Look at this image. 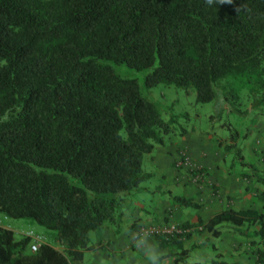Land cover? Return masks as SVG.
<instances>
[{"label": "trees", "instance_id": "trees-1", "mask_svg": "<svg viewBox=\"0 0 264 264\" xmlns=\"http://www.w3.org/2000/svg\"><path fill=\"white\" fill-rule=\"evenodd\" d=\"M159 84L199 104L216 100L217 90L234 104L243 91L264 110V0H0V216L30 220L63 248L42 242L30 251L29 237L0 226V264H84V251L113 254L88 233L118 224V210L149 177L143 154L172 130V118L141 90ZM238 152L250 174L237 175L264 184V172ZM254 194L260 212L226 207L196 223L213 236L221 222L242 234L237 227L250 225L264 245V189ZM137 225L127 227L137 233ZM191 226L154 234L158 246L176 248L160 264L185 261L181 238ZM254 254L264 264V247Z\"/></svg>", "mask_w": 264, "mask_h": 264}, {"label": "rangeland", "instance_id": "rangeland-1", "mask_svg": "<svg viewBox=\"0 0 264 264\" xmlns=\"http://www.w3.org/2000/svg\"><path fill=\"white\" fill-rule=\"evenodd\" d=\"M120 69L119 73L122 76L135 77L139 83L142 81L141 73L126 68ZM141 90L143 95L156 104L164 120L172 118V130L163 137L162 145H155L149 153L143 154L141 167L145 173H150L151 177L149 175L148 179L139 184V187L143 189H139L138 192L127 197L129 207L118 210L120 216L118 224L106 223L100 229L88 233L91 242L98 241L106 245L107 249L113 251V254L110 255L101 249L84 251V264H148L145 253L140 251L141 249H147L158 255H165L168 252L172 254L176 248L158 246L159 241H155L156 235H154L153 229L162 230L173 225L177 230L172 232L171 235H174L181 232L178 224L184 221L191 223L192 226L184 230L185 232L189 231V236L181 238L182 246L189 249L188 257L181 264H189L194 260L206 263L212 260H223L236 264H259L254 251L263 249L264 245L259 242L258 235L253 233L256 227L246 224L237 227L238 230L245 233L242 234L234 230L229 223L221 222L217 225L220 231L219 235L213 236L203 230L196 220L198 215L205 219L226 207L236 210L261 211V208L257 206L259 202L253 194L255 191L264 189V184L255 181L252 177L242 179L237 176L239 172L250 174V169L239 163L237 151L242 155V161L250 163L257 170L264 172V110L260 107L252 108L249 98L243 91L240 92L239 101L234 104L224 102L220 90H217L216 100L214 98L210 102L199 104L194 102L193 93L186 95L182 90L172 86L159 84L150 88L141 87ZM181 130L185 131L184 134H190L196 142H201L206 146V153L211 156L215 164L214 167L213 164H199L190 157L186 147L180 145V138L184 135L180 133ZM233 133L238 135L231 141L230 134L233 135ZM229 144L232 146L226 149V145ZM159 146L168 147L171 151L176 148L172 167L181 170L186 183L198 189L197 192L186 197L194 201L198 200L199 208L175 207L172 204L170 196L180 195L182 189L175 184L161 183L158 179L157 169L152 159L155 149ZM180 151L185 152L184 158L187 161V166H175V159L180 156ZM192 168H195L200 174L199 178H194ZM213 170L214 174H212ZM227 171H230L233 176H226ZM222 179L231 181L233 185H228L231 188L234 186H240L241 189L243 186L248 188V200L245 201V204L238 205V201L235 202L234 199L237 197L228 198L225 193L221 192L224 184ZM200 187H205L207 196L205 192L199 190ZM220 187L222 188L220 189ZM216 195L219 197L215 198L217 200L213 205H210L208 202L210 196L215 197ZM236 195L234 194V196ZM240 207L246 208L239 209ZM133 221L138 223L137 233L130 228V233L125 232V229L128 228L126 226ZM0 225L12 230L16 239L27 236V233L30 232L33 236L39 237L41 243L47 242L63 251L62 246L56 243L52 232L28 219L0 217ZM111 231L116 240L105 243L104 241ZM140 233L142 234L140 235ZM30 239L32 243V238ZM211 245L215 247V250L211 248ZM215 253H219L220 256L216 257ZM170 260L171 256L168 254L164 258L158 259L160 263Z\"/></svg>", "mask_w": 264, "mask_h": 264}, {"label": "crops", "instance_id": "crops-1", "mask_svg": "<svg viewBox=\"0 0 264 264\" xmlns=\"http://www.w3.org/2000/svg\"><path fill=\"white\" fill-rule=\"evenodd\" d=\"M193 139L194 138L190 134H184L182 136V138H180L179 142H180V145H183L186 147V149H187V151H188V153L192 159L196 160L199 164H203V165L213 164V167H214L215 164L213 163L211 156L206 153V146L203 145L201 142H196ZM175 149H173L171 151V150H169L168 147H166V148L164 146L157 147L155 149V153L153 155L152 161H153V163L157 169V177L160 180V182L161 183L167 182L169 184H175L176 186H180V188L182 189V192L178 196L186 197L187 195H192L193 192H197L198 189H196V188L190 186V184L186 183L181 170H177V169H174L172 167V160H173V157L175 156V151H176ZM202 155H204V156H202ZM141 165H142V161H141ZM141 169H142V167H141ZM222 172H223V170H222ZM146 173H148V172H146ZM148 174L151 177V174L150 173H148ZM212 174H214V170H213ZM226 176H233V175L226 174ZM209 177H211V176H209ZM242 179H244V178H242ZM245 179H247V178H245ZM223 182H224V184L222 186L223 188L220 187V189L222 188L221 192L225 193L226 197H228V198L237 197L234 199H235V202L238 201V203H237L238 205L240 203L245 204V201L248 200L247 199L248 198V193H247L248 188H246V186H243L242 189L240 186H237V187L234 186L231 188L228 186V185H233V183L231 181L223 180ZM238 184H240V183H238ZM140 189H143V188L140 187ZM199 190L201 192H205V194L207 193V190L205 189V187H200ZM243 193H244V195H242ZM234 194H237V195L234 196ZM253 195L255 197V194H253ZM206 196H207V194H206ZM217 197H219V196H217V195L215 197L210 196V198L208 200L209 204L213 205L215 203V201L217 200V199H215ZM195 202L198 203V200H195ZM257 206L261 208L260 203ZM244 208H246V207H244ZM244 208L240 207L239 209H244ZM130 210H131V208H130ZM137 216H138V214H137ZM198 216L201 219H203V217L201 215H198ZM208 217H206L205 219H207ZM205 219H203V220H205ZM100 228L101 227L97 228L96 230H98ZM114 229H116V228H114ZM125 232L130 233L129 228H126ZM111 233H112V231H111ZM111 233L108 235V237H106V239L104 241L105 243H109L112 240H116L114 238V234H113L114 230H113V233L112 234ZM115 233H118V231H115ZM125 234H127V233H125Z\"/></svg>", "mask_w": 264, "mask_h": 264}, {"label": "built area", "instance_id": "built-area-1", "mask_svg": "<svg viewBox=\"0 0 264 264\" xmlns=\"http://www.w3.org/2000/svg\"><path fill=\"white\" fill-rule=\"evenodd\" d=\"M184 156H185V152L184 151H180V156L175 159V166H181V165L187 166V161L184 158ZM193 173H194V178L195 179L199 178L200 174L195 170V168L193 169ZM0 217L1 218H5V216H2V215ZM174 228L175 227L173 225H169L168 228H164L162 230L153 229V233L154 234H172V232H176L177 231ZM141 234L142 233H140V235ZM27 237L32 238V243L29 245L30 251H35L38 248L39 244L41 243L40 238L37 237V236H33L30 232L27 233Z\"/></svg>", "mask_w": 264, "mask_h": 264}, {"label": "clouds", "instance_id": "clouds-1", "mask_svg": "<svg viewBox=\"0 0 264 264\" xmlns=\"http://www.w3.org/2000/svg\"><path fill=\"white\" fill-rule=\"evenodd\" d=\"M220 3H231L232 0H219ZM140 251H143L145 253V259L148 262V264H160V262L157 259L158 254H153L152 252H149L147 249H141Z\"/></svg>", "mask_w": 264, "mask_h": 264}]
</instances>
